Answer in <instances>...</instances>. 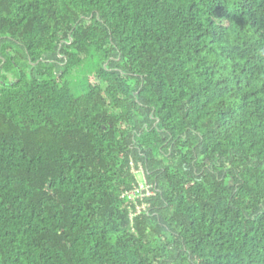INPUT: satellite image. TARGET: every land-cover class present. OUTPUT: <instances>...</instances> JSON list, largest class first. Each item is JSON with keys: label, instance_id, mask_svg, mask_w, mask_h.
I'll return each mask as SVG.
<instances>
[{"label": "trees", "instance_id": "16d2710c", "mask_svg": "<svg viewBox=\"0 0 264 264\" xmlns=\"http://www.w3.org/2000/svg\"><path fill=\"white\" fill-rule=\"evenodd\" d=\"M0 264H264V0H0Z\"/></svg>", "mask_w": 264, "mask_h": 264}, {"label": "rangeland", "instance_id": "374dc122", "mask_svg": "<svg viewBox=\"0 0 264 264\" xmlns=\"http://www.w3.org/2000/svg\"><path fill=\"white\" fill-rule=\"evenodd\" d=\"M79 74V73H78ZM78 74L76 73L75 74V77H74V79L75 80H77V83H82V80L80 81V79L83 77V76H78ZM139 178L141 179V180H143V176L142 175H139ZM142 188H147V186L144 184V185H142Z\"/></svg>", "mask_w": 264, "mask_h": 264}]
</instances>
